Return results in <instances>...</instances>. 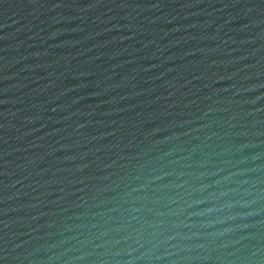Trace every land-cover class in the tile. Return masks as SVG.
Wrapping results in <instances>:
<instances>
[{"label": "water", "instance_id": "water-1", "mask_svg": "<svg viewBox=\"0 0 264 264\" xmlns=\"http://www.w3.org/2000/svg\"><path fill=\"white\" fill-rule=\"evenodd\" d=\"M0 264H264V0H0Z\"/></svg>", "mask_w": 264, "mask_h": 264}]
</instances>
